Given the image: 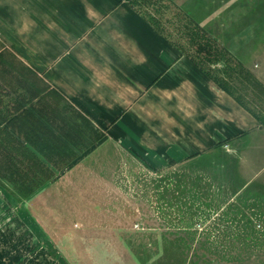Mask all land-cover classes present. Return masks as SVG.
<instances>
[{"label": "crops", "instance_id": "obj_1", "mask_svg": "<svg viewBox=\"0 0 264 264\" xmlns=\"http://www.w3.org/2000/svg\"><path fill=\"white\" fill-rule=\"evenodd\" d=\"M135 4L0 0V115H10L0 116L7 135L0 133V152L14 153L21 169L35 153L43 190L75 168L104 167L109 147L112 159L123 152L155 172L221 158L238 178L230 186L264 184L256 178L264 166V123ZM247 55L259 57L264 71V53ZM2 183L13 187L0 200L29 202L40 193L24 196L0 176ZM28 208L41 214L32 203ZM17 227H0V264H62Z\"/></svg>", "mask_w": 264, "mask_h": 264}, {"label": "rangeland", "instance_id": "obj_2", "mask_svg": "<svg viewBox=\"0 0 264 264\" xmlns=\"http://www.w3.org/2000/svg\"><path fill=\"white\" fill-rule=\"evenodd\" d=\"M146 1L145 12L156 17L162 12L163 30L172 36L175 19L185 16L207 31L222 55L208 68L264 118V89L251 84L255 79L264 85L257 76L264 78V71L258 70L259 57L245 56L264 53V0H162L161 8L156 4L161 0ZM105 149L104 167L92 162L75 168L71 178H58L44 190L45 177H36L40 193L29 203L41 214L0 200V227L17 225L24 240L62 264H264V184L230 186L235 169L221 158L155 172L128 161L123 152L112 159V148ZM4 154L0 162L6 165ZM6 169L0 167V176L21 191L20 173ZM247 170L250 176L253 169ZM256 178L264 183V166ZM10 187L0 184V198ZM35 190L30 187L27 195Z\"/></svg>", "mask_w": 264, "mask_h": 264}, {"label": "trees", "instance_id": "obj_3", "mask_svg": "<svg viewBox=\"0 0 264 264\" xmlns=\"http://www.w3.org/2000/svg\"><path fill=\"white\" fill-rule=\"evenodd\" d=\"M136 1V0H135ZM161 1H158L156 4H158L159 8L164 7V5L162 6V4L160 3ZM144 4H147L146 0H137L136 1V9L143 15L145 16L148 20H150L157 28H159L161 31H163L168 38L176 45L177 48L184 50V51H191L193 50V52L195 53V60L199 59V56L204 58V61H206V64L202 62V59H199L197 62L202 66L203 69H205L206 71H209V68L207 65L213 63L214 61L220 59L222 57V55L220 54V50L221 48H218L217 45L214 44L213 40H215L214 38H212V36L205 30H203L202 27L199 26V24L195 23V21L187 16L184 17H180L179 19H175V22H177V33L176 36L175 35H171V33H167L163 30V26L162 24L164 23L165 19L162 18V12L156 17L154 15H150L148 13H146L143 9V7H145ZM152 4V3H151ZM172 4V3H171ZM149 6V5H148ZM156 6V5H155ZM158 11V10H157ZM185 43H187V46L185 45ZM219 50V51H218ZM225 53V52H224ZM226 54V53H225ZM228 57L230 56V54L227 52ZM191 56V54H189ZM228 59H232L231 57H229ZM215 74V72H214ZM248 76L250 75L249 73H246ZM217 75V74H216ZM214 76L215 80L221 84L224 88L231 90L233 93H235L233 91V89H231V87L229 85H227L223 79H219V77ZM249 77H252L251 75ZM257 84L260 85L262 87V89H264V85H261L259 82H257V80H253L251 82V84ZM237 98L243 102V100L240 98V96L237 95ZM251 112H253V114H255L257 116V118L260 121H264V118H260L258 113H255L253 110H251ZM31 157H33L32 159L29 157V166H27V168L25 169H21L20 166H18L19 164H23L22 160L17 159L15 154H11V155H7V162L8 164H6V167L8 169V172L14 173V172H18V170H20L23 175V179L26 178H30L31 179L27 182H21L19 183V189H21V193L22 195L26 196L27 195V191L30 190V187L37 189L40 186V182H36L35 179V173L39 171V166H41V161L40 158L34 153H31ZM9 156V158H8ZM31 159V160H30ZM39 162V164L37 163ZM35 168H37L35 170ZM6 169V170H7ZM42 170V169H40ZM32 172V173H31ZM31 173V175H30ZM30 175V176H29ZM37 175V173H36ZM39 179V178H38ZM41 181V179H39Z\"/></svg>", "mask_w": 264, "mask_h": 264}, {"label": "flooded vegetation", "instance_id": "obj_4", "mask_svg": "<svg viewBox=\"0 0 264 264\" xmlns=\"http://www.w3.org/2000/svg\"><path fill=\"white\" fill-rule=\"evenodd\" d=\"M10 201H13L12 203H20L22 208H28L30 206V203L28 201H24L22 199H14Z\"/></svg>", "mask_w": 264, "mask_h": 264}]
</instances>
